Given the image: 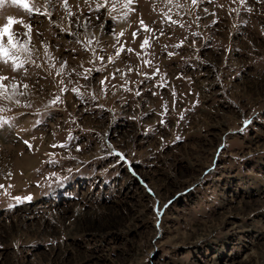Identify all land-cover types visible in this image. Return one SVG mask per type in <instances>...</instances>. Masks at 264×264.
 Wrapping results in <instances>:
<instances>
[{
  "label": "rangeland",
  "instance_id": "1",
  "mask_svg": "<svg viewBox=\"0 0 264 264\" xmlns=\"http://www.w3.org/2000/svg\"><path fill=\"white\" fill-rule=\"evenodd\" d=\"M125 2L0 6V264H264V0Z\"/></svg>",
  "mask_w": 264,
  "mask_h": 264
},
{
  "label": "snow or ice",
  "instance_id": "2",
  "mask_svg": "<svg viewBox=\"0 0 264 264\" xmlns=\"http://www.w3.org/2000/svg\"><path fill=\"white\" fill-rule=\"evenodd\" d=\"M7 2V0H0V6L4 5ZM12 5L18 6L22 11H24L29 17L31 16H43L45 18H48L50 21L52 19V13L49 11L42 10L40 5L36 3V0H10ZM50 2V0H49ZM95 2V10H108L109 0H94ZM171 2V0H170ZM236 2V0H234ZM241 4L245 3L246 0H239ZM62 3L64 5L65 10L68 12L69 16L75 15L72 13L71 8L69 6V0H62ZM85 3L88 4L89 7H92L93 0H85ZM134 0H126V2L122 5L124 8H128L129 5L133 4ZM191 3L193 5H197L199 3V0H191ZM207 9H205L206 11ZM251 11V9H248ZM111 11H115V3H113ZM110 14V12H109ZM67 19V18H66ZM16 23H20L24 28L27 29V31L24 33V35L28 36L29 40L31 39V31H32V24H25L23 20H16L12 16L7 17V22L0 27V63H3L5 65H11L12 68L20 72L25 68L26 63H35L30 59V56L25 59H21L20 55L21 53H25L29 51L28 42L27 41H21L19 38V34L15 33L13 31V26ZM175 23V21H173ZM140 25L142 28V31L147 33L152 31L148 25L145 24V22L141 19ZM80 27H85V24L79 25ZM138 33L134 32L133 37H136ZM120 36H123V32L120 33ZM5 40L7 41L5 43ZM95 43L99 44V40H94L93 38L89 37V39L86 42V48L90 49V46ZM149 40L147 38L144 39L143 45H148ZM125 49L122 46L119 50V52H124ZM127 51L131 52L132 49H127ZM45 52H47V48H45ZM94 54V52H93ZM119 54V53H118ZM171 55V54H170ZM51 58V57H50ZM97 59H101L100 57H97ZM52 67H55V64L53 63L51 65ZM67 66V62H62L61 68L57 71V75H60L63 73L64 68ZM37 67H42L41 65H37ZM87 72H91V69L86 70ZM87 78V76H85ZM114 78V77H113ZM10 79L9 77L0 75V97L4 98H10L7 95V86L3 83V81ZM37 83H39V80H37ZM61 83H63V80H61ZM105 81L102 80L101 84H104ZM19 87L16 83L12 84V95H16V89ZM23 88L28 89V84H23ZM128 90V89H126ZM75 91V90H74ZM137 95L140 93L137 92ZM59 101V97H57L55 100L52 101L53 105ZM16 103H19V101H16ZM166 107V106H165ZM163 122V121H162ZM9 122L6 120L0 119V127H4V125L8 124ZM27 143V141L25 142ZM31 147V145H29ZM53 147H64V145H53ZM119 155V154H117ZM3 187V186H0ZM19 199V198H17ZM26 199L31 200V196L26 197Z\"/></svg>",
  "mask_w": 264,
  "mask_h": 264
},
{
  "label": "bare ground",
  "instance_id": "3",
  "mask_svg": "<svg viewBox=\"0 0 264 264\" xmlns=\"http://www.w3.org/2000/svg\"><path fill=\"white\" fill-rule=\"evenodd\" d=\"M17 148L19 147V146H16ZM29 160V159H28ZM22 163V161L21 162H19L18 164H20V166H24L25 164H26V160L25 161H23V163Z\"/></svg>",
  "mask_w": 264,
  "mask_h": 264
}]
</instances>
